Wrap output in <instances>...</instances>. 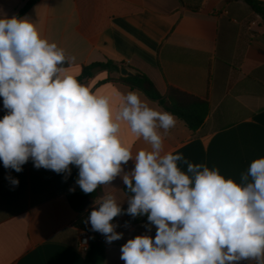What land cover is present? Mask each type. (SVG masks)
Masks as SVG:
<instances>
[{
  "label": "crops",
  "instance_id": "1",
  "mask_svg": "<svg viewBox=\"0 0 264 264\" xmlns=\"http://www.w3.org/2000/svg\"><path fill=\"white\" fill-rule=\"evenodd\" d=\"M29 1L0 0V16H17ZM20 17L29 18L42 38L75 57L65 67L68 75L77 77L84 67L114 61L146 74L163 95L174 88L206 101L210 111L196 131L176 117V126L164 135L165 152L182 153L237 182L254 159L264 157V22L244 3L38 0ZM98 71L84 86L109 98L113 118L129 91H138L150 107L166 111L139 90L105 81L118 74ZM5 114L0 98V119ZM119 123L121 142L133 155L150 148L126 122ZM134 167L130 160L110 185L101 186L102 195L112 192L124 210L131 193L123 175ZM9 177L19 184L13 185ZM70 178L36 169L31 160L21 172L5 169L0 161V264H85L78 235L86 222L69 203ZM137 218L122 214L113 219L123 237L111 243L105 236L100 239L102 264H124L120 249L128 239L155 237L156 228L149 231L147 219L128 223ZM86 230L94 236L92 229Z\"/></svg>",
  "mask_w": 264,
  "mask_h": 264
},
{
  "label": "clouds",
  "instance_id": "2",
  "mask_svg": "<svg viewBox=\"0 0 264 264\" xmlns=\"http://www.w3.org/2000/svg\"><path fill=\"white\" fill-rule=\"evenodd\" d=\"M74 61L42 38L29 18L0 16L4 168L21 172L31 160L36 169L70 175L74 166L76 185L91 194L110 185L122 165L134 160V169L123 175L131 193L127 209L105 192L87 219L92 231L111 243L123 237L114 218L147 216L155 237L128 239L120 249L124 264H264V157L254 159L237 182L218 168L165 152L164 135L177 123L174 114L150 107L138 91H129L113 118L107 96L66 73L63 66ZM119 121L150 148L133 155L121 142Z\"/></svg>",
  "mask_w": 264,
  "mask_h": 264
},
{
  "label": "trees",
  "instance_id": "3",
  "mask_svg": "<svg viewBox=\"0 0 264 264\" xmlns=\"http://www.w3.org/2000/svg\"><path fill=\"white\" fill-rule=\"evenodd\" d=\"M38 0H31L26 3L23 9L19 11L17 17L22 16L28 9L36 3ZM231 3L242 2L250 8V10L258 15L264 22V1L262 0H227ZM124 64H118L114 61H107L105 63H98L96 65L84 67L77 77H75L81 84L84 83L94 75L92 74V69L94 67H100L102 71H106L109 75L115 73L118 74L117 78L108 77L107 80H116L124 83L128 87L134 90H139L144 95H146L150 100L157 102L162 106L167 112L174 114L175 117L182 120L186 126L192 130L196 131L204 123L206 117L209 114L210 106L209 104L195 96L186 94L174 88H169L166 94H161L156 88L154 82L146 74L129 67L135 72L133 77H121L119 75L120 67ZM66 63L63 67H67ZM169 103L167 105L166 103ZM78 178V169L72 166L71 170V189L75 191H70L68 195V200L72 208L77 211L82 218L85 220L84 228L91 229L90 223H87L88 216L91 212V207L95 205V201L98 197L102 196L101 186L96 189L91 194H85L76 185V180ZM147 219V216H139V218L128 221L129 224H135ZM104 260V253L100 239L94 232V236L91 241L90 249L85 254V264H102Z\"/></svg>",
  "mask_w": 264,
  "mask_h": 264
},
{
  "label": "built area",
  "instance_id": "4",
  "mask_svg": "<svg viewBox=\"0 0 264 264\" xmlns=\"http://www.w3.org/2000/svg\"><path fill=\"white\" fill-rule=\"evenodd\" d=\"M78 237H79L78 248L80 252H82L83 254H86L90 249L93 234L89 230L82 229L79 231Z\"/></svg>",
  "mask_w": 264,
  "mask_h": 264
},
{
  "label": "water",
  "instance_id": "5",
  "mask_svg": "<svg viewBox=\"0 0 264 264\" xmlns=\"http://www.w3.org/2000/svg\"><path fill=\"white\" fill-rule=\"evenodd\" d=\"M100 70V67H95L92 69V74H95L96 71ZM121 77H133L135 76V72H133L132 70H130L129 68L125 67V66H121L120 67V72H119ZM167 105H169V103H166ZM95 207H98L97 205H95ZM93 209V208H92ZM96 235L98 236L99 239H102L104 237L103 234L99 233V232H95Z\"/></svg>",
  "mask_w": 264,
  "mask_h": 264
},
{
  "label": "rangeland",
  "instance_id": "6",
  "mask_svg": "<svg viewBox=\"0 0 264 264\" xmlns=\"http://www.w3.org/2000/svg\"><path fill=\"white\" fill-rule=\"evenodd\" d=\"M98 72H99V71H98ZM99 73H102V71H100ZM112 75H116V74H112ZM112 75H111V76H112ZM108 76H110V75L108 74Z\"/></svg>",
  "mask_w": 264,
  "mask_h": 264
}]
</instances>
